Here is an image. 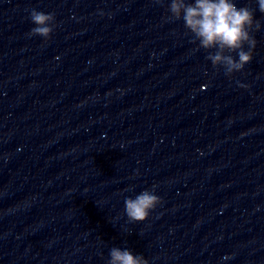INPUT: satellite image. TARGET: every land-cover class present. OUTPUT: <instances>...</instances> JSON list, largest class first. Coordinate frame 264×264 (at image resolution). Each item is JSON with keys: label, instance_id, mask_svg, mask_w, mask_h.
Masks as SVG:
<instances>
[{"label": "water", "instance_id": "1", "mask_svg": "<svg viewBox=\"0 0 264 264\" xmlns=\"http://www.w3.org/2000/svg\"><path fill=\"white\" fill-rule=\"evenodd\" d=\"M168 3L0 0V264H264V13L229 77Z\"/></svg>", "mask_w": 264, "mask_h": 264}, {"label": "clouds", "instance_id": "2", "mask_svg": "<svg viewBox=\"0 0 264 264\" xmlns=\"http://www.w3.org/2000/svg\"><path fill=\"white\" fill-rule=\"evenodd\" d=\"M255 2L259 11L264 13V0ZM168 11L167 18L182 19L197 47L209 50L207 58L212 65L222 66L229 77L252 60L257 44L252 30H259L261 23L246 3H238V0H169ZM30 19L33 26L29 34L39 35L46 41L54 28V15L33 8ZM233 52L236 56L232 55ZM154 188H144L124 198L128 220L141 222L148 218L161 202ZM107 264H149V260L131 248L114 245L109 249Z\"/></svg>", "mask_w": 264, "mask_h": 264}]
</instances>
